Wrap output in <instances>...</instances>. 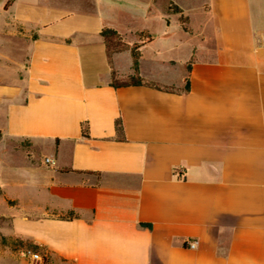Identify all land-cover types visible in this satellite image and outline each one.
I'll return each instance as SVG.
<instances>
[{
	"label": "crops",
	"instance_id": "1",
	"mask_svg": "<svg viewBox=\"0 0 264 264\" xmlns=\"http://www.w3.org/2000/svg\"><path fill=\"white\" fill-rule=\"evenodd\" d=\"M173 1L207 26L114 21L153 0H0V264L35 247L49 264H264V0ZM104 27L148 31L140 75L171 91L114 88ZM112 60L132 74L128 51Z\"/></svg>",
	"mask_w": 264,
	"mask_h": 264
},
{
	"label": "trees",
	"instance_id": "2",
	"mask_svg": "<svg viewBox=\"0 0 264 264\" xmlns=\"http://www.w3.org/2000/svg\"><path fill=\"white\" fill-rule=\"evenodd\" d=\"M170 9L173 11V13L179 15V22L181 24L182 30L186 33H190L191 30L189 26H186V24L189 21V18L184 15L181 8H179L176 4L170 3ZM100 36L103 39V42L106 47V53H107V59L108 64L111 68V85L114 88H121V87H128V86H146L150 88H154L157 90H164V91H171V88H165L162 87L156 83L149 82L141 77L140 75V59H141V47L145 43H150L153 40V37L151 34H149L148 31H139L135 33V36L137 37L136 42L132 44H127L122 42V35H120L116 30L108 27H104L101 32ZM128 51L130 53L131 57V70L132 74L128 76H122L120 75L114 68L112 57L114 54L121 53ZM192 61H190L187 64V71L188 76L186 79V84L184 87V92L188 93L191 87V79L193 76L192 73ZM116 132L118 135V139L124 140V127H123V120L118 119L116 121ZM82 135L85 138L89 137L88 132V126L87 124H82ZM67 218L72 219L74 218V214L71 213ZM144 227L151 228V225L149 224H141ZM34 251H37V247L32 248ZM42 263L49 264L46 256L42 255Z\"/></svg>",
	"mask_w": 264,
	"mask_h": 264
},
{
	"label": "rangeland",
	"instance_id": "3",
	"mask_svg": "<svg viewBox=\"0 0 264 264\" xmlns=\"http://www.w3.org/2000/svg\"><path fill=\"white\" fill-rule=\"evenodd\" d=\"M145 1V0H142ZM154 1V7L152 9H147L146 6L149 4L147 2H142L140 5V14L132 17V16H124V15H119V16H114V21L120 26H134L135 28H141V27H154L155 33L158 34L159 30L157 26H172V28H175V26H181L179 22V15L173 13V11L170 9V3H173V0H153ZM177 1L180 5L186 7L188 5H193L196 3L197 0H175ZM204 2L201 3L202 7H204L205 11L207 10V6L203 4ZM150 7V5H149ZM132 17V18H131ZM76 24H74L75 26ZM186 26H193L194 28L200 27L203 28V26H207V22L205 19L204 14L202 13H197L196 15H192V20L189 19L188 23ZM174 33H172V36L169 38L170 42H176L181 35V33L175 29L173 30ZM172 31V32H173ZM137 37L135 34L133 35H128L125 34L122 36V42L127 43V44H132L136 42ZM148 54V51L145 52ZM171 55V57L180 59V55L177 51L175 52L173 49L168 53ZM124 58V57H123ZM120 59L115 63L117 65V68L121 69V71L125 70L126 67V60L125 59ZM113 61V60H112ZM4 64H0V68L3 67ZM114 65V62H113ZM115 65V67H116ZM9 245L8 240L1 238L0 239V246H5ZM31 251V250H30ZM36 252V251H33ZM0 261L1 262H9L7 260V257L5 255H0ZM29 264H40V262H33L30 259H26ZM44 264V263H43Z\"/></svg>",
	"mask_w": 264,
	"mask_h": 264
},
{
	"label": "built area",
	"instance_id": "4",
	"mask_svg": "<svg viewBox=\"0 0 264 264\" xmlns=\"http://www.w3.org/2000/svg\"><path fill=\"white\" fill-rule=\"evenodd\" d=\"M44 162H45V164H50V163H51L50 159H45ZM192 246H193V245H192ZM23 255H24L25 257H28V258H29L31 261H33V262H40V263H41L42 260H43L41 254H39V253H37V252H32V251H30V250L24 251V252H23Z\"/></svg>",
	"mask_w": 264,
	"mask_h": 264
}]
</instances>
